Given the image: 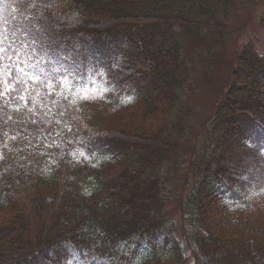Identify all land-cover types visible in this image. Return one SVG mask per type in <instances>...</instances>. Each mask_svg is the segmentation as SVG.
I'll return each instance as SVG.
<instances>
[{
  "label": "trees",
  "instance_id": "1",
  "mask_svg": "<svg viewBox=\"0 0 264 264\" xmlns=\"http://www.w3.org/2000/svg\"><path fill=\"white\" fill-rule=\"evenodd\" d=\"M235 2L0 0L7 54L51 85L0 98V129L21 132L0 148V264H264V54L251 44L233 51L205 150L186 162L183 246L164 210L163 172L191 128L187 66L221 51ZM45 91L51 123L33 140L13 121Z\"/></svg>",
  "mask_w": 264,
  "mask_h": 264
},
{
  "label": "rangeland",
  "instance_id": "2",
  "mask_svg": "<svg viewBox=\"0 0 264 264\" xmlns=\"http://www.w3.org/2000/svg\"><path fill=\"white\" fill-rule=\"evenodd\" d=\"M262 15L264 0H236L235 7L230 10L224 23L226 30L221 51L216 52L214 59L193 58L187 66L186 75L189 78L183 101L187 107L191 128L181 147L180 162L177 163L176 169L174 171L164 169L163 172L166 225L177 232L181 246L184 244L181 237L183 228L176 208L185 180L186 162L193 156L194 151L200 153L205 150L204 144L209 136L207 121L211 117L216 101L221 97V90L227 85L233 51L244 44H251L259 54H264V27L258 25V19ZM188 255L189 253L185 255L184 264H191Z\"/></svg>",
  "mask_w": 264,
  "mask_h": 264
},
{
  "label": "snow or ice",
  "instance_id": "3",
  "mask_svg": "<svg viewBox=\"0 0 264 264\" xmlns=\"http://www.w3.org/2000/svg\"><path fill=\"white\" fill-rule=\"evenodd\" d=\"M6 29H3L0 27V61L3 59H7L9 61H12V63L5 65L3 68H0V75L4 76V80L0 81V84L3 86V90L0 91V98L6 97V96H12L15 94V98L19 101L25 100V95L21 93H28L29 96H31V92L29 91V82L32 79H36L40 81L39 87H44L45 89L50 88L51 85L48 83V76L47 73H44L45 79L40 80L39 76L33 77L30 75L29 72L25 71V67L20 66L21 63H24L26 67H36L34 64H28L24 61L19 60V57H21V52L15 49H12V55H8V49H6L3 45V36ZM14 43V42H13ZM35 41L31 42V45L33 46V53H35L36 49L34 47ZM23 47V45H21ZM9 48H11V45H9ZM27 55V54H26ZM13 56L17 57L18 59L16 61H13ZM29 59H31V56H29ZM43 69H41V72L43 73ZM19 72V75H15L14 73ZM11 77V79H9ZM37 95H40L39 92H37ZM51 93L45 91L44 95L40 96L39 102H33L32 107L27 108V113L30 114V120H19V121H13L14 124L18 126L19 129H22L24 133H27L28 135L32 136L33 140H38L41 136H43L42 131V125L45 123H51V121L48 119L50 114V108H49V98ZM52 104L55 105L56 101H52ZM9 105V101H4V106L7 107ZM15 111L19 114H23L21 107L19 104L17 105ZM63 113H60L62 115ZM8 121H12V117L5 115L4 118V124L7 125ZM36 126V130H34L31 133H28V124ZM58 123V121H57ZM0 131H3L0 129ZM13 135L9 137L8 131H3V138H0V148L7 150L8 149V143L6 142L8 139L12 141H16L17 136L21 135V132L17 130V128H13ZM48 134L51 135L52 131L49 129ZM28 135H25L23 138L28 139ZM28 143L31 145L32 140H29ZM37 146V145H33ZM3 158L2 152H0V159Z\"/></svg>",
  "mask_w": 264,
  "mask_h": 264
}]
</instances>
